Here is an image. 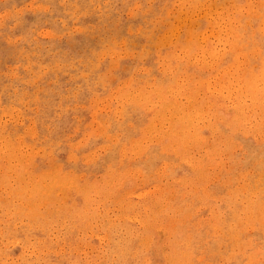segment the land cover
Returning a JSON list of instances; mask_svg holds the SVG:
<instances>
[{"label":"rangeland","instance_id":"374dc122","mask_svg":"<svg viewBox=\"0 0 264 264\" xmlns=\"http://www.w3.org/2000/svg\"><path fill=\"white\" fill-rule=\"evenodd\" d=\"M223 8L229 9V13ZM218 9L219 11H217ZM226 18L232 20L228 22ZM210 20L211 22H209ZM262 21H264V0H0V202H2L0 203V208H2L0 209V216L2 215L0 217V264H122L125 261L126 264H172L174 262V264H179V261L181 264H264V139H261L264 137V124H261L264 121V27L261 29L264 22ZM259 24L262 25L261 28ZM188 26L191 27L190 30L187 28ZM234 32L237 36L234 35ZM188 34H192L195 38L189 37L191 35ZM201 34L205 40L201 37ZM183 37L185 40H183ZM230 39L232 40L230 41ZM231 42L233 44L230 49L227 44L231 45ZM185 45L191 46L185 48ZM225 46L227 51L225 48L223 50ZM180 49L183 51H179ZM257 49H260V52ZM222 52L224 56L221 55ZM235 54L240 57H235ZM235 58H240L241 63ZM169 64L172 65L171 68ZM244 64H246L245 69L243 68ZM236 66H239V68ZM230 69L233 70L230 71ZM241 70H244L245 73ZM220 75H222L221 78ZM207 83L208 85H206ZM157 84L158 86H156ZM139 89L141 90L139 91ZM144 94L146 95L144 96ZM184 95H186V98ZM189 103L191 104L189 105ZM254 106L257 109H254ZM162 107H164V110ZM188 108L190 109L188 110ZM159 109L163 111L159 113ZM204 109L208 112L207 114ZM252 110L254 111L252 112ZM195 112L197 115H194ZM245 113H249L248 116ZM255 113L258 114L255 115ZM214 115L215 117H213ZM159 117L161 121L158 119ZM251 117L257 123L250 119ZM244 118L247 120L245 121ZM154 119L156 120V126L155 123L153 124ZM180 119L181 121H179ZM169 120H172L171 123ZM238 120L239 123H237ZM203 122H208L206 125H211L210 129L206 125L203 126ZM198 124H200V127L196 126ZM247 124L251 126L252 130ZM262 127L263 131L261 130ZM160 128L163 129L160 131L158 130ZM253 128L254 130L259 129L260 134H258V131H254ZM244 129L247 131H243ZM172 130H176L174 134ZM213 130H216L217 134ZM168 131L170 134H168ZM253 131L256 132L254 135ZM191 132L193 133L191 134ZM199 132L202 134H199ZM158 133L162 135L159 136ZM212 133H214V136H212ZM207 136H209L208 140H206ZM146 137L150 138L147 139ZM255 137H259L258 140ZM201 139L204 140V143L201 142ZM189 140L192 141L189 142ZM10 141L12 144H10ZM135 141L136 143H134ZM220 141L226 142L225 145ZM218 142L220 143L218 144ZM75 143L76 145H74ZM188 143L191 144L190 147H188ZM162 145L164 151H162ZM175 145L176 148H173ZM196 146L200 148L195 149ZM203 146L204 149L209 148L208 152L203 149ZM184 148L192 155L186 153ZM218 149L221 151L220 153ZM138 150L143 151L139 153ZM210 151L212 152L210 153ZM190 155L192 157H186ZM207 156L210 157L207 158ZM212 156L215 157L211 158ZM196 158L198 161H203L202 164ZM192 162L196 165H191ZM177 163L178 165H175ZM192 166L196 168L193 170ZM210 170L211 172H208ZM31 171L34 173H30ZM28 172L30 175L27 174ZM22 173H25L28 177ZM40 174H44V178ZM23 178L28 179V183L26 180V183H24ZM69 179H72L73 182ZM112 179H114V182H112ZM45 181L48 184L44 183ZM54 181H58L59 184H54ZM3 182L4 184H2ZM51 182L52 184H50ZM158 183L161 184L162 190H160ZM8 184L12 186V189ZM43 184L46 187L48 185L45 190ZM171 184H173V187ZM39 185L40 187H38ZM183 185L187 186L184 187ZM54 187L58 189L52 190ZM48 188L52 191L47 192ZM88 188H91V190ZM102 189L107 191L104 192ZM144 189H146L145 194L144 191L142 193ZM147 189L149 192H147ZM13 190H18V192ZM82 190L84 191L82 192ZM87 190L89 191L86 193ZM116 190H119L120 195L115 194ZM62 191L66 193V198L65 193ZM38 192L41 195L37 196ZM93 192L95 193L93 194ZM135 192H138L140 196ZM47 193L48 195L44 196ZM24 198L28 199L25 204ZM137 198L139 200H136ZM29 199L33 200L30 201ZM96 199L100 203L102 201L104 205L102 203V205L100 203L97 205ZM104 199L106 200L104 201ZM160 199H163V205H161ZM206 199L207 201H205ZM257 199L260 201L258 202ZM61 200L66 202H61ZM85 201L86 204H84ZM50 202L52 203L50 204ZM92 202L96 203H94V209H92L94 207ZM164 202H166V205ZM14 204L20 206L22 210L26 208V212L23 210L25 214L22 210L20 212V208ZM57 205L58 209L56 208ZM246 205H249L250 208ZM6 207L10 209L7 213L5 211L7 210ZM254 207H257L256 211ZM13 208L14 211H12ZM239 208L243 209L240 210ZM244 208L247 212L252 210L253 214L249 211L251 214L249 215L244 211ZM41 209L44 210L41 212ZM148 209L152 210L151 213ZM36 210L39 212H36ZM47 210L52 214L49 215ZM63 210L64 212H62ZM106 210L109 211L105 212ZM10 211L13 212L12 215L8 214ZM147 211H149L148 214ZM159 211L162 213H159ZM2 212L3 214H1ZM4 212L9 215L8 218H6L7 215ZM186 212L187 214H185ZM31 213L33 217H31ZM40 213L44 214L40 215ZM88 213L89 216H87ZM106 216H109L110 220ZM44 217L48 219L45 220ZM168 218L171 219L168 220ZM19 219L25 220L24 222L27 221L26 224L22 220L21 223ZM60 219H65V221ZM42 221L43 223H41ZM95 221L99 223L97 224ZM100 222L103 223V227ZM237 222L240 224L238 225ZM29 223L33 227H29L30 225H27ZM45 223H48V226ZM90 224L93 226L91 227ZM104 224H106V227ZM109 226L111 228H107ZM219 228L222 232L218 231ZM45 229L46 231H44ZM115 229L116 231H114ZM124 230H128V233ZM137 230L141 232L138 234ZM214 231L217 235L214 234ZM234 232L236 235L238 234L237 237ZM130 233L132 236H129ZM232 233L234 236L230 239ZM229 234L231 235L229 236ZM75 237L78 240L80 238L79 242ZM123 237L127 239L124 240ZM23 238L26 242L21 241ZM119 239H121L123 245ZM115 240H118V242ZM179 241L180 243L181 241L184 242L180 245ZM49 242L50 244H48ZM119 243L125 246L122 248ZM127 245L128 247H126ZM142 245L144 246L141 247ZM241 245L243 246L241 247ZM116 246L121 248L118 249ZM176 246H179V248ZM185 246L192 251L187 250ZM114 248L118 251L117 255ZM109 249H112V251ZM124 249L129 250L130 253L126 251L128 255L125 254ZM138 249L140 250L137 251ZM183 250L185 252L190 251V253H185ZM191 253L192 256L190 257ZM121 254H124V256H121ZM168 255L170 257H167ZM189 257L190 259H187ZM75 259L78 260L74 261ZM140 259L145 262L140 261ZM168 259L170 262L173 260V262L170 263ZM132 261L133 263H131Z\"/></svg>","mask_w":264,"mask_h":264},{"label":"bare ground","instance_id":"6f19581e","mask_svg":"<svg viewBox=\"0 0 264 264\" xmlns=\"http://www.w3.org/2000/svg\"><path fill=\"white\" fill-rule=\"evenodd\" d=\"M243 3H244V2H243ZM245 4H246V3H245ZM251 4H252V3H251ZM259 4H261V3H259ZM231 5H232V4H231ZM233 5H234V4H233ZM236 5H238V4H236ZM242 5H244V4H242ZM249 5H250V4H249ZM252 5H253V4H252ZM252 5H251V6H252ZM251 6H249L250 9H251ZM259 6H260V5H259ZM243 7H244V6H243ZM194 8H195V7H194ZM241 8H242V6L240 7V9H241ZM244 8L246 9V7H244ZM247 8H248V7H247ZM200 9H201V8H200ZM200 9H199V10H200ZM223 9H225V8H223ZM232 9H234V8H232ZM236 9H237V7H236ZM245 9H244V10H245ZM253 9H254V8H253ZM203 10H204V9H203ZM208 10H209V9H208ZM225 10H227V9H225ZM237 10H238V9H237ZM251 10H252V9H251ZM205 11H206V10H205ZM217 11H219V9H218ZM222 11H223V10H222ZM227 11H228V13H229V9H228ZM254 11H255V10H254ZM187 12H188V11H187ZM252 12H253V11H252ZM219 13H220V12H219ZM230 13H231V12H230ZM241 13H242V12H241ZM243 13H244V12H243ZM243 13H242V14H243ZM246 13H247V12H246ZM256 13H257V12H256ZM187 14H188V13H187ZM192 14H193V13H192ZM222 14H223V13H222ZM248 14H249V13H248ZM251 14L253 15V13H251ZM219 15H220V14H219ZM226 15H227V14H226ZM229 15H230V14H229ZM231 15H232V14H231ZM254 15H255V14H254ZM224 16H225V15H224ZM189 17L191 18V16H189ZM229 17H230V16H229ZM179 18H181V17H179ZM182 18H183V17H182ZM218 18H219V17H218ZM220 18H221V17H220ZM224 18H225V17H224ZM230 18H231V17H230ZM186 19H187V18H186ZM188 19H189V18H188ZM215 19H216V18H215ZM221 19H222V18H221ZM221 19H220V20H221ZM226 19H227V18H226ZM223 20H224V19H223ZM230 20H232V19H230ZM230 20L227 19L226 21L229 22ZM233 20H235V19H233ZM226 21H225V22H226ZM187 22H188V21H187ZM209 22H211V20H210ZM236 22H237V21H236ZM247 22H248V21H247ZM262 22H264V21H262ZM176 23H177V22H176ZM176 23H175V26L177 25ZM182 23H183V21H182ZM223 23H224V22H223ZM234 23H235V22H234ZM197 24H198V22H197ZM197 24H196V25H197ZM210 24H211V23H210ZM212 24H213V23H212ZM228 24H229V23H228ZM231 24H232V23H231ZM188 25H190V24L188 23ZM194 25H195V23L193 24V26H194ZM241 25H242V24H241ZM263 25H264V23H263ZM185 26H187V25H185ZM233 26H234V24H233ZM235 26H236V25H235ZM259 26H260V24H259ZM259 26H258V27H259ZM261 26H262V25H261ZM261 26H260V28H261ZM208 27H209V26H208ZM208 27H207V28H208ZM213 27H214V26H213ZM221 27H222V26H221ZM229 27H230V26L228 25V28H229ZM244 27H245V26H244ZM263 27H264V26H262L261 29H263ZM175 28H176V27H175ZM187 28H189V30H190L191 27L188 26ZM205 28H206V27H205ZM166 29H167V28H166ZM166 29H165V30H166ZM168 29H169V28H168ZM172 29L174 30V28H172ZM172 29H170V30H172ZM177 29H178V28H177ZM229 29H230V28H229ZM252 29H253V28H252ZM173 30H172V31H173ZM186 30H187V29H186ZM186 30H185V31H186ZM189 30H188V32H190ZM205 31H206V30H205ZM212 31H215V30H212ZM230 31H231V30H230ZM252 31H253V30H252ZM263 31H264V30H263ZM164 32H165V31H164ZM168 32H169V31H168ZM217 32H218V31H217ZM217 32H216V34H217ZM232 32H233V31H232ZM165 33H166V32H165ZM171 33H174V32H171ZM190 33H191V32H190ZM198 33H199V32H198ZM200 33H203V32H200ZM220 33H221V32H220ZM229 33H230V32H229ZM229 33H228V34H229ZM236 33H237V32H236ZM253 33H254V32H253ZM162 34H163V33H162ZM162 34H161V35H162ZM186 34H187V33H186ZM194 34H195V32H194ZM216 34H215V36H217ZM218 34H219V33H218ZM221 34H222V33H221ZM163 35H165V34H163ZM163 35H162V36H163ZM172 35H174V34H172ZM188 35H191V36H189V37H194V36H192V34H188ZM234 35H236L235 32H234ZM166 36H167V34H166ZM176 36H177V35H176ZM205 36H206V35H205ZM236 36H237V35H236ZM184 37H185V36H184ZM184 37H183V40H185ZM201 37H202V34H201ZM226 37L228 38V35H227ZM229 37H230V36H229ZM239 37H240V36H239ZM161 38H162V37H161ZM167 38H168V37H167ZM171 38H172V37H171ZM194 38H195V37H194ZM194 38H193V39H194ZM196 38H197V37H196ZM202 38H203V37H202ZM206 38H207V36H206ZM219 38H220V37H219ZM219 38H218V39H219ZM221 38H222V37H221ZM223 38H224V37H223ZM231 38H232V36H231ZM186 39H187V37H186ZM191 39H192V38H191ZM200 39H201V38H200ZM203 39H204V38H203ZM203 39H202V40H203ZM164 40H165V36H164ZM169 40H170V39H169ZM194 40L196 41V39H194ZM204 40H205V39H204ZM208 40H209V39H208ZM208 40H207V41H208ZM210 40H213V39H210ZM222 40L224 41V39H222ZM228 40H229V39H228ZM231 40H232V39H230V41H231ZM190 41H191V40H190ZM215 41H216V40H215ZM215 41H214V42H215ZM223 41H222V42H223ZM230 41H229V42H230ZM165 42H166V40H165ZM165 42H164V43H165ZM187 42H188V41H187ZM200 42H201V41H200ZM211 42H212V41H211ZM226 42H228V41L226 40ZM201 43H202V42H201ZM165 44H166V43H165ZM185 44H187V43H185ZM196 44H197V43H196ZM202 44H203V43H202ZM204 44H205V43H204ZM210 44H211V43H210ZM210 44H209V45H210ZM232 44H233L232 42H231V45H230V44H227V45L230 46V47H229L230 49H231ZM246 44H247V43H246ZM158 45H159V43H158ZM158 45L156 44V46H158ZM191 45H192V41H191ZM191 45H188V46H191ZM205 45H206V44H205ZM214 45H215V44H214ZM160 46H161V45H160ZM186 46H187V45H185V48H186ZM188 46H187V48H188ZM198 46H199V45H198ZM236 47H237V46H236ZM181 48H182V47H181ZM202 48H204V46H202ZM202 48H200V49L202 50ZM224 48H225V50H226V46L223 47V50H224ZM229 48H228V50H230ZM240 48H241V47H240ZM255 48H256V47H255ZM170 49H171V48H170ZM176 49H177V48H176ZM196 49H197V48H196ZM236 49H237V48H236ZM181 50H182V49H180L179 51H181ZM186 50H187V49H186ZM215 50H216V48H215ZM254 50H255V49H254ZM257 50H259V52H260V49H257ZM257 50H256V51H257ZM171 51H172V50H171ZM182 51H183V50H182ZM187 51H188V50H187ZM194 51H195V50H194ZM218 51H219V50H218ZM226 51H227V50H226ZM256 51H255V52H256ZM165 52H166V51H165ZM167 52H168V51H167ZM169 52H170V51H169ZM197 52H199V51H197ZM201 52H202V51H201ZM214 52H215V51H214ZM220 52H221V51H220ZM253 52H254V51H253ZM158 53H159V49H158ZM173 53H174V52H173ZM173 53H170V54H173ZM185 53H186V52H185ZM203 53H204V52H203ZM206 53H207V52H206ZM218 53H219V52H218ZM238 53H240V52L238 51ZM186 54H187V53H186ZM213 54H214V53H213ZM250 54H252V53H250ZM200 55H201V54H200ZM221 55H223V52L221 53ZM235 55H236V54H235ZM241 55H242V54H241ZM243 55H244V54H243ZM256 55H257V54H256ZM170 56H171V55H170ZM223 56H224V55H223ZM238 56H239V55H236L235 57H238ZM245 56H246V55H245ZM159 57H160V55H159ZM172 57H173V56H172ZM198 57H199V56H198ZM200 57H201V56H200ZM216 57H217V55H216ZM239 57H240V56H239ZM186 58H187V57H186ZM191 58H192V55H191ZM194 58H195V57H194ZM194 58H193V59H194ZM196 58H197V57H196ZM219 58H220V57H219ZM219 58H218V59H219ZM222 58H223V57H222ZM241 58H242V57H241ZM263 58H264V57H263ZM201 59H202V58H201ZM201 59H200V60H201ZM235 59H236V58H235ZM239 59H240V58H239ZM239 59L237 58L236 60L239 61ZM245 59H246V58H245ZM176 60H177V59H176ZM206 60H207V59H206ZM215 60H216V59H215ZM259 60H260V59H259ZM196 61H197V60H196ZM207 61H208V60H207ZM221 61H222V60H221ZM234 61H235V60H234ZM244 61H246V60H244ZM247 61H248V60H247ZM201 62H202V61H201ZM231 62H232V61H231ZM211 63H212V62H211ZM213 63H214V61H213ZM228 63H229V62H228ZM233 63H235V62H233ZM239 63H241V62L239 61ZM239 63H238V65H239ZM246 63H247V62H246ZM256 63H257V62H256ZM176 64H177V62H176ZM193 64H195V63H193ZM242 64H243V63H242ZM169 65H170V64H169ZM196 65H197V64H196ZM215 65H217V64L215 63ZM245 65H246V64H244V67H243L244 69H245ZM256 65H259V64H256ZM174 66H175V65H174ZM174 66H173V68H174ZM197 66H198V65H197ZM230 66H232V65H230ZM234 66H235V65H234ZM234 66H233V68H234ZM171 67H172V65H170V68H171ZM200 67H201V63H200ZM236 67L239 68V66H236ZM240 67H241V66H240ZM204 68H205V66H204ZM251 68H252V67H251ZM200 69H201V68H200ZM227 69L229 70L228 67H227ZM227 69H226V70H227ZM165 70H166V69H165ZM170 70H171V69H170ZM205 70H206V69H205ZM214 70H215V69H214ZM232 70H233V69H232ZM232 70L230 69V71H232ZM239 70H240V69H239ZM173 71H174V70H173ZM173 71H172V72H173ZM215 71H216V70H215ZM222 71H223V70H222ZM234 71H236V70H234ZM243 71H244V70H243ZM243 71L241 70V72H243ZM237 72L239 73V71H237ZM249 72H250V71H249ZM263 72H264V70H263ZM173 73H174V72H173ZM218 73H219V72H218ZM220 73H222V72L220 71ZM244 73H245V71H244ZM244 73H243V74H244ZM243 74H241V75H243ZM259 74L261 75V73H259ZM235 75H236V74H235ZM235 75H233V76H235ZM170 76H171V75H170ZM221 76H222V75H220V78H221ZM224 76H225V75H224ZM226 76H227V75H226ZM233 76H232V77H233ZM250 76H252V75L250 74ZM261 76H262V75H261ZM153 77H154V76H153ZM209 77H210V76H209ZM209 77H208V78H209ZM232 77H231V78H232ZM263 77H264V76H263ZM191 78H192V77H191ZM235 78H237V77H235ZM239 78H240V74H239ZM241 78H242V77H241ZM250 78H251V77H250ZM257 78H258V77H257ZM200 79H202V78H200ZM205 79H206V78H205ZM209 79H210V78H209ZM232 79H233V78H232ZM188 80H189V79H188ZM188 80H187V81H188ZM220 80H221V79H220ZM235 80H236V79H235ZM258 80H260V79L258 78ZM258 80H257V81H258ZM178 81H179V79H178ZM190 81H191V80H190ZM195 81H196V80H195ZM195 81H194V82H195ZM201 81H203V80H201ZM201 81H200V82H201ZM211 81H212V80H211ZM225 81H227V80H225ZM255 81H256V79H255ZM255 81H254V82H255ZM206 82H207V81H206ZM208 82H209V81H208ZM222 82H223V80H222ZM230 82H231V81H230ZM232 82H233V81H232ZM232 82H231V83H232ZM249 82H251V81H249ZM259 82H260V81H259ZM143 83H144V82H143ZM153 83H155V82H153ZM176 83H177V82H176ZM181 83H182V82H181ZM220 83H221V82H220ZM240 83H241V81H240ZM257 83H258V82H257ZM128 84H129V83H128ZM128 84H127V85H128ZM171 84H172V83H171ZM191 84H192V83H191ZM224 84H225V83H224ZM226 84H227V83H226ZM226 84H225V85H226ZM261 84H262V83H261ZM147 85H148V83H147ZM196 85H198V84H196ZM199 85H200V84H199ZM206 85H208V83H207ZM234 85H235V84H234ZM137 86H138V85H137ZM145 86H146V85H145ZM154 86H155V85H154ZM156 86H158V84H157ZM156 86H155V87H156ZM159 86H160V85H159ZM235 86H236V85H235ZM243 86H244V85H243ZM259 86H260V84H259ZM135 87H136V86H135ZM141 87H142V86H141ZM232 87H233V86H232ZM241 87H242V86H241ZM245 87H247V86H245ZM245 87H244V88H245ZM263 87H264V86H263ZM263 87H261V88H263ZM130 88H131V87H130ZM138 88H139V87H138ZM142 88H143V87H142ZM145 88H146V87H145ZM152 88H153V87H152ZM158 88H160V87H158ZM184 88H186V87H184ZM184 88H183V89H184ZM255 88H256V86H255ZM140 90H141V89H139V91H140ZM152 90H153V89H152ZM165 90H166V88H165ZM208 90H209V89H208ZM215 90H216V89H215ZM225 90H226V89H225ZM239 90H240V88H239ZM248 90H249V89H248ZM253 90H254V89H253ZM263 90H264V89H263ZM144 91H145V90H144ZM148 91H149V90H148ZM183 91H184V90H183ZM194 91H195V90H194ZM200 91H201V90H200ZM233 91H234V90H233ZM156 92H158V91H156ZM188 92H189V91H188ZM215 92H216V91H215ZM249 92H250V90H249ZM255 92H256V90H255ZM158 93H159V92H158ZM172 93H173V91H172ZM174 93H175V92H174ZM184 93H186V92H184ZM198 93H199V91H198ZM225 93H226V92H225ZM123 94H125V93H123ZM142 94H143V93H142ZM148 94H149V93H148ZM196 94H197V93H196ZM200 94H201V93H200ZM235 94H236V93H235ZM259 94H260V92H259ZM134 95H135V93H134ZM137 95H138V94H137ZM145 95H146V94H144V96H145ZM190 95H191V93H190ZM233 95H234V93H233ZM244 95H245V94H244ZM257 95H258V94H257ZM260 95H261V94H260ZM141 96H142V95H141ZM185 96H186V95H184V97H185ZM192 96H193V95H192ZM125 97H126V96H125ZM128 97H129V94H128ZM142 97H143V96H142ZM142 97H141V98H142ZM187 97H188V96H187ZM200 97H201V96H200ZM202 97H203V96H202ZM202 97H201V98H202ZM240 97H241V96H240ZM129 98H130V97H129ZM136 98H137V97H136ZM136 98H135V99H136ZM139 98H140V97H139ZM172 98H173V97H172ZM177 98H178V97H177ZM180 98H181V97H180ZM185 98H186V97H185ZM185 98H184V99H185ZM188 98H189V97H188ZM188 98H187V99H188ZM190 98H192V97H190ZM215 98H216V97H215ZM248 98H249V97H248ZM252 98H253V97H252ZM143 99H144V98H143ZM146 99H147V98H146ZM161 99H162V97H161ZM178 99H179V98H178ZM184 99H182V100H184ZM136 100H138V99H136ZM136 100H135V101H136ZM157 100H158V99H157ZM157 100H156V101H157ZM193 100H194V99H193ZM217 100H218V99H217ZM245 100H247V99H245ZM130 101H131V100H130ZM145 101H146V100H145ZM159 101H160V100H159ZM184 101H185V100H184ZM184 101H183V102H184ZM189 101H191V100L189 99ZM189 101H188V102H189ZM196 101H197V100H196ZM259 101H260V99H259ZM131 102H132V101H131ZM178 102H179V101H178ZM181 102H182V101H181ZM192 102H193V101H192ZM192 102H191V103H192ZM194 102H195V101H194ZM213 102H214V100H213ZM215 102H216V101H215ZM230 102H231V101H230ZM236 102H237V101H236ZM236 102H235V103H236ZM241 102H242V101H241ZM137 103H139V102H137ZM149 103H150V102H149ZM191 103H189V105H190ZM197 103H198V102H197ZM233 103H234V102H233ZM233 103H232V104H233ZM259 103H260V102H259ZM262 103H263V102H262ZM186 104H187V103H186ZM199 104H200V103H199ZM203 104H204V103H203ZM209 104H210V103H209ZM150 105H151V103H150ZM160 105H161V104H160ZM162 105H163V104H162ZM205 105H206V104H205ZM210 105H211V104H210ZM248 105H249V104H248ZM250 105H251V104H250ZM255 105L257 106V104H255ZM201 106H202V105H201ZM258 106H260V105H258ZM142 107H144V106H142ZM151 107H153V106L151 105ZM164 107H165V105H164ZM164 107H162V109H163ZM167 107H168V106H167ZM167 107L165 108V110L167 109ZM179 107H180V106H179ZM192 107H193V106H192ZM204 107L206 108V106H204ZM209 107H210V106H209ZM245 107H246V106H245ZM252 107H253V106H252ZM254 107H255V106H254ZM149 108H150V107H149ZM149 108H147V109H149ZM159 108H160V107H159ZM168 108H169V107H168ZM176 108H177V107H176ZM211 108H212V107H211ZM246 108H247V107H246ZM249 108H250V107H249ZM144 109H145V108H144ZM177 109H178V108H177ZM186 109H187V108H186ZM189 109H190V108H188V110H189ZM206 109H208V108H206ZM252 109H253V108H252ZM254 109H257V108L255 107ZM149 110L151 111V109H149ZM159 110H160V109H159ZM163 110H164V109H163ZM163 110H160L159 113H161V111H163ZM168 110H169V109H168ZM188 110H187V111H188ZM196 110H197V109H196ZM199 110H200V109H199ZM250 110H251V109H250ZM263 110H264V109H263ZM146 111H147V110H146ZM175 111H176V109H175ZM182 111H183V110H182ZM192 111H193V110H192ZM224 111H225V110H224ZM248 111H249V110H248ZM253 111H254V110H252V112H253ZM165 112H166V111H165ZM165 112H164V113H165ZM170 112H171V111H170ZM204 112H206L205 109H204ZM168 113H169V112H168ZM171 113H172V112H171ZM176 113H177V112H176ZM176 113H175V114H176ZM179 113H180V112H179ZM202 113H203V111H202ZM207 113H208V112H206V114H207ZM209 113H210V111H209ZM216 113H217V110H216ZM229 113H230V112H229ZM235 113H236V112H235ZM249 113H250V112H249ZM249 113H248V114H249ZM180 114H181V113H180ZM191 114H192V113H191ZM211 114H212V113H211ZM214 114H215V112H214ZM237 114H238V113H237ZM246 114H247V113H245V115H246ZM248 114H247L246 116H248ZM252 114H253V113H252ZM252 114H251V115H252ZM257 114H258V113H257ZM257 114L255 113V115H257ZM181 115H182V114H181ZM181 115H177V116H181ZM189 115H190V114H189ZM194 115H197L196 112H195ZM194 115H193V117H194ZM199 115H200V114H199ZM154 116H155V115H154ZM168 116L170 117V115H168ZM184 116H185V113H184ZM202 116H203V115H202ZM217 116H219V115L217 114ZM156 117H157V115H156ZM182 117H183V116H182ZM196 117H197V116H196ZM208 117H209V116H208ZM211 117H212V115H211ZM213 117H215V115H214ZM221 117H222V115L220 116V118H221ZM236 117H237V115H236ZM255 117H256V116H255ZM165 118H166V116H165ZM186 118H187V117H186ZM189 118H190V116H189ZM220 118H219V119H220ZM224 118H225V117H224ZM259 118H260V117H259ZM158 119H160V117H159ZM193 119H194V118H193ZM195 119H196V118H195ZM200 119H201V117H200ZM200 119H199V120H200ZM204 119H206V118H204ZM211 119H212V118H211ZM217 119H218V118H217ZM240 119H241V118H240ZM250 119H252V117H251ZM250 119H249V120H250ZM254 119H255V118H254ZM262 119H263V118H262ZM262 119H261V120H262ZM188 120H189V119H188ZM201 120H202V119H201ZM209 120H210V119H209ZM215 120H216V118H215ZM221 120H222V119H221ZM228 120H230V119H228ZM231 120H232V119H231ZM233 120H234V119H233ZM242 120H243V119H242ZM242 120H241V122H242ZM244 120L246 121L247 119L244 118ZM244 120H243V121H244ZM249 120H248V121H249ZM252 120H253V119H252ZM257 120H258V119H257ZM160 121H161V119H160ZM167 121H168V120H167ZM169 121H170V120H169ZM171 121H172V120H171ZM171 121H170V123H171ZM179 121H181V119H180ZM179 121H178V122H179ZM186 121H187V120H186ZM189 121H190V120H189ZM193 121H195V120H193ZM207 121H208V120H207ZM213 121H214V119H213ZM222 121H223V120H222ZM253 121H254V120H253ZM162 122H163V121H162ZM195 122H196V121H195ZM199 122H200V121H199ZM199 122H198V123H199ZM208 122H209V121H208ZM208 122H207V123H208ZM211 122H212V121H211ZM227 122H228V121H227ZM239 122H240V121L238 120L237 123H239ZM254 122H255V121H254ZM259 122H261V121L259 120ZM154 123H155V126H156V120H155V119H154V121H153V124H154ZM176 123H177V122H176ZM180 123H181V122H180ZM188 123H189V122H188ZM201 123H202V122H201ZM203 123H204V122H203ZM207 123H204L203 126H205ZM214 123H215V122H214ZM214 123H213V124H214ZM230 123H231V122H230ZM230 123H229V124H230ZM247 123L249 124V122H247ZM250 123H251V122H250ZM255 123H257V122H255ZM262 123L264 124V121L261 122V124H262ZM157 124H158V123H157ZM168 124H169V122H168ZM209 124H210V123H209ZM209 124H208V125H209ZM215 124H216V123H215ZM227 124H228V123H227ZM245 124H246V123H245ZM248 124H247V125H248ZM263 124H262V125H263ZM181 125H184V124H181ZM185 125H186V124H185ZM192 125H193V124H192ZM234 125H235V123H234ZM236 125H238V124H236ZM242 125H243V124H242ZM262 125H261V126H262ZM149 126H150V125H149ZM149 126H148V127H149ZM157 126H158V125H157ZM166 126H167V125H166ZM172 126H173V124H172ZM196 126H197V127H200V124H198V125H196ZM206 126H207V125H206ZM210 126H211V125H209V126H207V127H209V129H210ZM214 126H215V125H214ZM248 126H250V125H248ZM248 126H247V127H248ZM255 126H256V125H255ZM263 126H264V125H263ZM158 127H160V126H158ZM167 127H168V126H167ZM182 127H183V126H182ZM191 127H192V126H191ZM215 127H216V126H215ZM241 127H242V126H241ZM256 127H257V126H256ZM258 127H259V126H258ZM75 128H76V127H75ZM142 128H143V127H142ZM142 128H140V129L142 130ZM151 128H152V127H151ZM151 128H149V129H151ZM156 128H157V127H156ZM169 128H170V127H169ZM172 128H173V127H172ZM183 128H184V127H183ZM193 128H194V127H193ZM211 128H212V129H216V128H213V127H211ZM250 128H251V126H250ZM146 129H147V128H146ZM161 129H163V128H160V129H158V130L161 131ZM180 129H181V128H180ZM196 129H198V128H196ZM217 129H218V128H217ZM239 129H241V128L239 127ZM239 129H237V130H239ZM147 130H148V129H147ZM147 130H146V131H147ZM153 130H154V129H153ZM168 130H170V129H168ZM178 130H179V129H178ZM187 130H188V128H187ZM189 130H190V128H189ZM193 130H194V129H193ZM193 130H192V131H193ZM198 130H199V129H198ZM201 130H202V129H201ZM218 130H219V129H218ZM251 130H252V128H251ZM253 130H254V128H253ZM261 130L263 131V127L261 128ZM160 131H159V132H160ZM162 131H163V130H162ZM174 131H176V130H174ZM174 131L172 130V133H173V134H174ZM183 131H184V130H183ZM215 131H216V130H215ZM215 131L213 130V132H215ZM243 131H245V129H244ZM243 131H242V132H243ZM246 131H247V130H246ZM246 131H245V132H246ZM254 131H258V134H260V133H259V129L254 130ZM254 131H253V132H254ZM140 132H141V131H140ZM148 132H149V131H148ZM165 132H166V131H165ZM168 132H169V131H168ZM189 132H190V131H189ZM194 132H195V130H194ZM216 132H217V131H216ZM216 132H215V134H217ZM250 132H251V131H250ZM145 133H147V132H145ZM152 133H153V132H152ZM175 133H176V132H175ZM187 133H188V132H187ZM192 133H193V132H191V134H192ZM196 133H198V132L196 131ZM210 133H211V131H210ZM255 133H256V132H254L253 135H254ZM153 134H154V133H153ZM168 134H170V132H169ZM178 134H180V133L178 132ZM199 134H202V133L199 132ZM199 134H197V135H199ZM213 134H214V133H212V136H214ZM243 134H244V133H243ZM262 134H263V133H262ZM142 135H143V134H142ZM150 135H151V134H150ZM155 135H156V133H155ZM158 135H159V133H158ZM160 135H162V134H160ZM160 135H159V136H160ZM166 135H167V134H166ZM176 135H177V134H176ZM187 135H188V134H187ZM204 135H205V134H204ZM222 135H223V134H222ZM18 136H20V135H18ZM138 136H140V135H138ZM169 136H170V135H169ZM182 136H183V135H182ZM185 136H186V135H185ZM199 136H200V135H199ZM246 136H247V135H246ZM150 137H151V136H150ZM150 137H149V138H150ZM165 137H166V136H165ZM189 137H190V136H189ZM196 137H197V136H196ZM204 137L206 138V136H204ZM208 137H209V136H207V139H206V140H208ZM261 137H263V136H261ZM261 137H260V138H261ZM135 138H136V137H135ZM146 138H147V137H146ZM146 138H144V139H146ZM149 138H147V139H149ZM153 138H154V137H153ZM155 138H156V137H155ZM161 138H164V137H161ZM172 138H173V137H172ZM177 138H178V136H177ZM184 138H185V137H184ZM190 138H191V137H190ZM197 138H198V137H197ZM202 138H203V137H202ZM221 138H222V137H221ZM255 138H256V140H258L259 137H255ZM136 139H137V138H136ZM140 139H141V138H140ZM144 139H143V140H144ZM151 139H152V138H151ZM151 139H150V140H151ZM170 139H171V137H170ZM178 139H179V138H178ZM182 139H183V138H182ZM193 139H194V137H193ZM209 139H210V138H209ZM261 139L263 140L264 137L261 138ZM133 140H135V139H133ZM133 140H132V142H133ZM159 140H161V139H159ZM179 140H180V139H179ZM179 140H178V141H179ZM183 140H184V139H183ZM186 140H187V139H186ZM194 140H195V139H194ZM201 140H202V139H201ZM217 140H219V139H217ZM222 140H223V139H222ZM174 141H175V140H174ZM190 141H192V140H189V142H190ZM224 141H225V139H224ZM263 141H264V140H263ZM129 142H130V141H129ZM142 142H144V141H142ZM145 142H146V141H145ZM169 142H170V141H169ZM201 142L204 143V140H202ZM206 142H207V141H206ZM220 142H221V141H220ZM220 142H218V144H219ZM222 142H223V141H222ZM222 142H221V143H222ZM13 143H14V142H13ZM134 143H136V141H135ZM134 143H133V144H134ZM140 143H141V142H140ZM151 143H152V142H151ZM167 143H168V142H167ZM171 143H172V142H171ZM175 143L177 144V142H175ZM178 143H179V142H178ZM216 143H217V142H216ZM225 143H226V142H225ZM225 143L223 142L224 145H225ZM10 144H12L11 141H10ZM129 144H130V143H129ZM131 144H132V143H131ZM133 144H132V145H133ZM168 144H170V143H168ZM184 144H185V143H184ZM194 144H195V141H194ZM199 144H200V142H199ZM206 144H208V143H206ZM206 144H205V145H206ZM74 145H76V143H75ZM74 145H72V146H74ZM78 145H79V144H78ZM123 145H124V144H123ZM135 145H136V144H135ZM145 145H146V144H145ZM164 145H165V144H164ZM186 145H187V143H186ZM189 145H191V144L188 143V147H190ZM192 145H193V143H192ZM195 145H196V144H195ZM200 145H201V144H200ZM11 146H12V145H11ZM138 146H139V145H138ZM173 146H174V143H173ZM212 146H213V144H212ZM222 146H223V145H222ZM222 146H221V147H222ZM123 147H124V146H123ZM136 147H137V146H136ZM145 147H146V146H145ZM147 147H148V146H147ZM147 147H146V148H147ZM161 147H162V151H164V150H163V147H164V146L162 145ZM165 147H166V146H165ZM178 147H179V146H178ZM181 147H183V146L181 145ZM184 147H185V145H184ZM192 147H193V146H192ZM140 148H141V145H140ZM173 148H176V145H175V147H173ZM186 148H187V147H186ZM186 148H184L185 151H186ZM196 148L199 149L200 147L198 148V147L196 146L195 149H196ZM201 148H202V147H201ZM204 148H205V147L203 146V149H204ZM210 148H211V147H210ZM214 148L216 149V146H215ZM214 148H213V149H214ZM228 148H229V147H228ZM72 149H73V147H72ZM141 149H142V148H141ZM164 149H165V148H164ZM184 149H183V150H184ZM188 149H189V148H188ZM191 149H192V148H191ZM191 149H190V150H191ZM193 149H194V148H193ZM215 149H214V150H215ZM9 150H10V148H9ZM70 150H71V149H70ZM131 150H133V149H131ZM136 150H137V149H136ZM143 150H144V149H143ZM143 150H140V151L142 152ZM178 150H179V149H178ZM181 150H182V149H181ZM181 150H180V151H181ZM204 150L207 151V150H209V148L204 149ZM71 151H72V150H71ZM124 151H125V150H124ZM140 151L138 150L137 152L140 153ZM169 151H170V150H169ZM169 151H168V152H169ZM172 151H173V150H172ZM176 151H177V150H176ZM176 151H174V152H176ZM192 151H193V150H192ZM192 151H191V152H192ZM195 151H196V150H195ZM195 151H194V152H195ZM199 151H200V150H199ZM202 151H203V150H202ZM202 151H201V152H202ZM206 151H205V152H206ZM212 151H213V150H212ZM212 151H210V153H211ZM218 151H219V153L221 152L219 149H218ZM82 152H83V151H82ZM133 152H134V151H133ZM135 152H136V151H135ZM187 152H188V150L186 151V153H187ZM196 152H197V151H196ZM207 152H208V151H207ZM207 152L205 153L206 155H207ZM214 152H215V151H214ZM214 152H213V153H214ZM73 153H74V152H73ZM181 153H182V152H181ZM184 153H185V152H184ZM188 153H189V152H188ZM137 154H138V153H137ZM175 154H178V153H175ZM189 154H191V153H189ZM196 154H197V153H196ZM201 154H202V153H201ZM203 154H204V152H203ZM203 154H202V155H203ZM185 155H186V154H185ZM191 155H192V154H191ZM191 155H190V156H186V157H189V158H190V157H192ZM199 155H200V152H199ZM208 155H209V154H208ZM214 155H215V154H214ZM217 155H218V154H217ZM70 156H71V155H70ZM182 156H183V154H182ZM194 156H196V155L194 154ZM183 157H184V156H183ZM196 157H197V156H196ZM200 157H201V156H200ZM208 157H210V156H207V158H208ZM213 157H215V156H212L211 158H213ZM76 158H77V157H76ZM81 158H82V157H81ZM189 158H188V160H189ZM201 158H202V157H201ZM201 158H200V160H201ZM73 159H74V157H73ZM180 159H182V158H180ZM193 159H194V158H193ZM196 159H197V158H196ZM196 159H195V160H196ZM215 159H217V158H215ZM185 160H186V159H185ZM202 160H203V159H202ZM209 160H210V159H209ZM209 160H207V162H208ZM190 161H191V160H190ZM190 161H189V162H190ZM192 161H193V160H192ZM197 161H198V159H197ZM197 161H196V162H197ZM216 161H217V160H216ZM187 162H188V161H187ZM198 162H201V161H198ZM202 162H203V161H202ZM202 162H201V164H202ZM11 163H12V162H11ZM194 163H195V162H194ZM205 163H206V162H205ZM208 163H210V162H208ZM214 163H215V162H214ZM171 164H172V163H171ZM192 164H193V162L191 163V165H192ZM197 164H198V163H197ZM206 164H207V163H206ZM210 164H211V163H210ZM175 165H178V163L175 164ZM195 165H196V164H193V166H195ZM207 165H208V164H207ZM14 166H15V165H14ZM22 166H24V165H22ZM193 166H192V167H193ZM20 167H21V166H20ZM20 167H18V168H20ZM197 167H198V166H197ZM199 167H201V166H199ZM204 167H205V165H204ZM206 167L208 168V166H206ZM209 167H210V166H209ZM213 167H214V166H213ZM12 168H13V167H12ZM14 168H15V167H14ZM18 168H17V169H18ZM27 168H28V167H27ZM195 168H196V167H195ZM195 168L193 167V170H194ZM207 168H206V169H207ZM17 169H16V170H17ZM22 169H23V168H22ZM107 169L109 170V168H107ZM210 169H211V168H210ZM13 170H14V169H13ZM13 170H12V171H13ZM25 170H27V169L25 168ZM202 170H203V169H202ZM20 171H21V170H20ZM20 171H18V172H20ZM37 171H38V170H37ZM53 171H54V170H53ZM60 171H61V170H60ZM73 171H74V170H73ZM113 171H114V169H113ZM23 172H24V171H23ZM32 172H33V171H31L30 173H32ZM46 172H47V170H46ZM46 172H45V174H46ZM48 172H49V171H48ZM51 172H52V171H51ZM55 172H56V171H55ZM70 172H71V171H70ZM109 172H111V171H109ZM109 172H107V173L109 174ZM158 172H159V171H158ZM163 172H164V171H163ZM208 172H211V170L208 171ZM11 173H13V172H11ZM11 173H10V175H11ZM33 173H34V172H33ZM38 173H39V172H38ZM49 173H50V172H49ZM56 173H57V172H56ZM72 173H73V172H72ZM107 173H106V175H107ZM112 173H113V172H112ZM118 173H119V172H118ZM118 173H117V174H118ZM159 173H160V172H159ZM167 173H168V172H167ZM200 173H202V172H200ZM14 174H15V173H14ZM14 174H13V175H14ZM20 174H21V173H20ZM20 174H18V175H20ZM22 174H23V173H22ZM27 174H29V172H28ZM47 174H48V173H47ZM50 174H51V173H50ZM53 174H54V173H53ZM114 174H115V173H114ZM160 174H161V173H160ZM162 174H163V173H162ZM184 174H185V173H184ZM193 174H195V173H193ZM203 174H204V173H203ZM15 175L17 176V174H15ZM23 175H25V173H24ZM29 175H30V174H29ZM40 175H42V174H40ZM43 175H44V174H43ZM43 175H42V177H43ZM57 175H58V174H57ZM62 175H64V174L62 173ZM110 175H111V174H110ZM163 175H164V174H163ZM199 175H202V174H199ZM206 175H207V174H206ZM4 176H5V175H4ZM21 176H22V175H21ZM25 176H26V175H25ZM45 176H46V175H45ZM55 176H56V175H55ZM66 176H67V175H66ZM121 176H123V175H121ZM184 176H185V175H184ZM189 176H190V174H189ZM189 176H188V177H189ZM191 176H192V175H191ZM5 177H7V176H5ZM23 177H24V176H23ZM26 177H28V176H26ZM39 177H40V176H39ZM64 177H65V176H64ZM64 177H63V178H64ZM68 177H69V176H68ZM103 177H104V175H103ZM118 177H120V176L118 175ZM170 177H171V176H170ZM173 177H174V176H173ZM195 177H196V176H195ZM199 177H200V176H199ZM14 178H15V177H14ZM18 178H20V177H18ZM18 178H17V179H18ZM32 178H33V177H32ZM32 178H31V179H32ZM43 178H44V177H43ZM53 178H54V177H53ZM71 178H72V177H71ZM113 178H114V177H113ZM175 178H177V177H175ZM186 178H187V175H186V177H185V180H186ZM190 178H191V177H190ZM190 178H189V179H190ZM200 178H201V177H200ZM20 179H21V178H20ZM23 179H24L23 182L26 183V182H25L26 179H25V178H23ZM38 179H39V178H38ZM40 179H41V177H40ZM65 179H66V177H65ZM73 179H75V178H73ZM115 179H116V178H115ZM166 179H167V177H166ZM173 179H174V178H173ZM189 179H188V180H189ZM197 179H198V178H197ZM203 179H205V178H203ZM243 179H244V178H243ZM3 180H5V179H3ZM6 180H7V179H6ZM14 180H16V179H14ZM27 180H28V179H27ZM27 180H26V181H27ZM53 180H54V179H53ZM55 180H58V179H55ZM62 180H64V179H62ZM69 180H70V179H69ZM71 180H72V179H71ZM71 180H70V181H71ZM78 180H79V179H78ZM104 180H105V179H104ZM112 180H113L112 182H114V179H112ZM123 180H124V179H123ZM123 180H121V181H123ZM167 180H168V179H167ZM167 180H166V181H167ZM171 180H172V178H171ZM180 180H181V178H180ZM1 181H2V180H1ZM18 181H19V180H18ZM29 181H30V180H29ZM46 181H47V179H46ZM46 181H45L44 183H47ZM65 181H66V180H65ZM67 181H68V178H67ZM86 181H87V180H86ZM101 181H103V180H101ZM115 181H116V180H115ZM205 181H206V180H205ZM210 181H211V180H210ZM5 182H6V181H5ZM30 182H31V181H30ZM48 182H49V180H48ZM61 182H62V181H61ZM72 182H73V180H72ZM107 182H108V181H107ZM112 182H111V183H112ZM117 182H118V181H117ZM170 182H172V181H170ZM180 182H181V181H180ZM12 183H13V181H12ZM14 183H15V182H14ZM27 183H28V181H27ZM42 183H43V182H42ZM55 183H56V185L59 184L58 181H57V182L54 181V184H55ZM57 183H58V184H57ZM104 183H106V182H104ZM111 183H110V184H111ZM160 183H161V182H160ZM168 183H169V182H168ZM182 183H183V182H182ZM188 183H189V182H188ZM190 183H192V182H190ZM2 184H4V182H3ZM33 184H35V183L33 182ZM38 184H40V183L38 182ZM47 184H48V183H47ZM47 184H46V185H47ZM50 184H52V182H51ZM50 184H49V185H50ZM54 184H53V185H54ZM74 184H76V183H74ZM77 184H79V183L77 182ZM80 184H81V183H80ZM94 184H96V183L94 182ZM119 184H120V183H119ZM169 184H170V183H169ZM185 184H186V183H185ZM203 184H204V183H203ZM225 184H226V183H225ZM8 185H9V184H8ZM17 185H18V184H17ZM22 185H23V184H22ZM31 185H32V184H31ZM88 185H89V184H88ZM90 185H91V183H90ZM90 185H89V186H90ZM113 185H114V183H113ZM117 185H118V184H117ZM158 185H159V183H158ZM160 185H161V184H160ZM160 185H159V187H160L161 189H160V188H159V189L162 190V187H161ZM162 185H163V184H162ZM172 185H173V184H171V186H172ZM6 186H7V184H6ZM25 186H26V185H25ZM29 186H30V185H29ZM34 186H35V185H34ZM36 186H37V185H36ZM41 186H42V185H41ZM43 186H45V184H43ZM54 186H55V185H54ZM64 186L66 187V185H64ZM78 186H79V185H78ZM78 186H77V187H78ZM82 186H84V185H82ZM82 186H81V188H82ZM89 186H88V187H89ZM95 186H96V185H95ZM99 186H100V185H99ZM105 186H107V185H105ZM109 186H110V185H109ZM109 186H108V187H109ZM166 186H167V185H166ZM183 186H184V185H183ZM185 186H187V185H185ZM185 186H184V187H185ZM204 186H205V184H204ZM241 186H243V185H241ZM3 187H4V186H3ZM9 187H11V189H12V186L9 185ZM9 187H8V188H9ZM20 187H21V184H20ZM27 187H28V186H27ZM38 187H40V185H39ZM47 187H48V185H47ZM47 187L45 186L44 190H45ZM50 187H51V186H50ZM52 187H53V186H52ZM57 187H58V186H57ZM57 187H56V188H57ZM59 187H60V185H59ZM90 187H91V186H90ZM96 187H97V186H96ZM111 187H112V186H111ZM115 187H120V186H115ZM115 187H114V188H115ZM121 187H122V186H121ZM172 187H173V186H172ZM172 187H171V188H172ZM192 187H193V185H192ZM6 188H7V187H6ZM8 188H7V189H8ZM13 188H14V187H13ZM29 188H30V187H29ZM56 188L54 187L52 190H54V189L56 190ZM61 188H62V186H61ZM61 188H59V189H61ZM71 188H72V187H71ZM85 188H87V187H85ZM104 188H105V187H104ZM106 188H107V187H106ZM114 188H113V189H114ZM157 188H158V187H157ZM194 188H195V187H194ZM260 188H261V187H260ZM3 189H4V188H3ZM3 189H2V190H3ZM7 189H6V190H7ZM16 189H17V188H16ZM18 189H19V188H18ZM33 189H34V187L32 188V190H33ZM57 189H58V188H57ZM78 189L80 190V186H79ZM88 189H89V188H88ZM108 189H109V188H108ZM116 189H117V188H116ZM130 189H131V188H130ZM185 189H186V188H185ZM191 189H192V188H191ZM19 190H20V189H19ZM32 190H30V192H32ZM44 190H43V191H44ZM49 190H50V192L52 191L51 189L48 188V191H47V192H49ZM72 190H73V189H72ZM84 190H85V189H84ZM84 190H82V192H83ZM89 190H91V188H90ZM89 190H87L86 193H87ZM94 190H95V189H94ZM98 190H99V189H98ZM102 190H103V189H102ZM109 190H110V189H109ZM111 190H112V189H111ZM145 190H146V189L142 190V193H143V191H144V194H145ZM147 190H148V189H147ZM153 190H155V189H153ZM163 190H164V189H163ZM203 190H204V189H203ZM4 191H5V189H4ZM7 191H8V190H7ZM13 191H15V190H13ZM16 191L18 192V190H16ZM16 191H15V192H16ZM43 191L41 192L42 194H43ZM58 191H59V190H58ZM65 191H66V190H65ZM76 191H77V190H76ZM92 191H93V190H92ZM92 191H91V192H92ZM95 191H97V190H95ZM103 191H104V190H103ZM106 191H107V190H106ZM106 191H104V192H106ZM112 191H114V190H112ZM118 191H119V190H118ZM118 191L116 190L115 194L117 193V195H120V194L118 193ZM124 191H125V190H124ZM127 191H128V190H127ZM129 191H130V190H129ZM150 191H151V190H150ZM156 191H157V190H156ZM158 191H159V190H158ZM183 191H184V190H183ZM193 191H194V190H193ZM204 191H205V190H204ZM245 191H246V190H245ZM10 192H11V191H10ZM21 192H22V191H21ZM21 192H19V193H21ZM26 192H27V191H26ZM33 192H34V191H33ZM60 192H61V190H60ZM62 192H64V191H62ZM77 192H79V191H77ZM97 192H99V191H97ZM97 192H96V193H97ZM139 192H140V191H139ZM147 192H149V190H148ZM152 192H153V191H152ZM162 192H163V191H162ZM168 192H170V191L168 190ZM172 192H173V191H172ZM11 193H12V192H11ZM38 193H39V192H38ZM64 193H65V192H64ZM94 193H95V192H93V194H94ZM99 193H100V192H99ZM99 193H98V194H99ZM110 193H111V192H110ZM110 193H109V194H110ZM135 193H137V195H139L138 192H135ZM157 193H158V192H157ZM159 193H161V192H159ZM192 193H193V192H192ZM204 193H205V192H204ZM31 194H32V193H31ZM31 194H30V196H31ZM51 194L53 195V193H51ZM82 194H83V193H82ZM82 194H81V195H82ZM101 194H102V193H101ZM106 194H108V193H106ZM129 194H130V193H129ZM131 194H133V193H131ZM187 194H188V193H187ZM238 194H239V193H238ZM255 194H256V193H255ZM10 195H11V194H10ZM28 195H29V194H28ZM28 195H26V196H28ZM38 195H41V194L39 193V194H37V196H38ZM46 195H48V193L45 194L44 196H46ZM57 195L60 196V194H58V193H57ZM63 195H64V194H63ZM84 195H85V194H84ZM104 195H105V194H104ZM112 195H113V194H112ZM141 195H142V194H141ZM167 195H169V194H167ZM171 195H172V194H171ZM184 195H185V194H184ZM184 195H183V196H184ZM208 195H209V194H208ZM252 195H253V194H252ZM16 196H17V195H16ZM22 196H23V195H22ZM49 196H50V195H49ZM102 196H103V195H102ZM110 196H111V195H110ZM122 196H124V195H122ZM127 196H128V195H127ZM139 196H140V195H139ZM155 196H156V195H155ZM169 196H170V195H169ZM169 196H167V197H169ZM172 196H173V195H172ZM8 197H10V196H8ZM13 197H14V196H13ZM20 197H21V196H20ZM24 197H25V196H24ZM40 197H41V196H40ZM40 197H39V199H40ZM91 197H92V193H91ZM105 197H106V196H105ZM116 197H117V196H116ZM119 197H120V196H119ZM119 197H117V198H119ZM141 197H142V196H141ZM167 197L165 198L166 200H167ZM254 197H255V199H256V196H255V195H254ZM2 198H3V197H2ZM18 198H19V196H18ZM29 198H30V197H29ZM36 198L38 199V197H36ZM36 198H33V199L35 200ZM42 198H43V196H42ZM51 198H52V197H51ZM65 198H66V193H65ZM95 198H96V197H95ZM97 198H98V197H97ZM107 198H108V196H107ZM117 198H116V199H117ZM120 198H121V197H120ZM138 198H139V197H138ZM138 198H137L136 200H139ZM162 198H163V197H162ZM172 198H173V197H172ZM197 198H198V196H197ZM237 198H238V197H237ZM8 199H11V198H8ZM24 199H25V198H24ZM33 199H32V200H33ZM37 199H36V200H37ZM44 199H46V198H44ZM48 199H49V198H48ZM48 199H47V200H48ZM54 199H55V196H54ZM54 199H53V200H54ZM98 199H99V198H98ZM100 199H102V198H100ZM156 199H157V198H156ZM21 200H22V199H21ZM26 200H28V199H25L24 204L26 203ZM29 200H30V199H29ZM32 200H30V201H32ZM47 200H46V202H47ZM49 200H51V199H49ZM58 200H59V199H58ZM62 200H63V199H62ZM62 200H61V202H64V203L66 202V201H62ZM73 200H74V199H73ZM96 200H97V199H96ZM105 200H106V199H104V201H105ZM124 200L126 201V198H125ZM124 200H123V202H124ZM127 200H128V198H127ZM131 200H132V199H131ZM141 200H142V199H141ZM160 200H161V199H160ZM162 200H163V199H162ZM162 200H161V205H163V204H162ZM241 200H242V199H241ZM241 200H240V201H241ZM4 201H5V200H4ZM7 201H9V200H7ZM19 201H20V200H19ZM22 201H23V200H22ZM82 201H83V200H82ZM94 201H95V200H94ZM107 201H108V200H107ZM143 201H145V200H143ZM205 201H207V199H206ZM236 201H237V200H236ZM236 201H235V202H236ZM257 201L259 202L260 200L257 199ZM46 202H45V203H46ZM56 202H58V201L56 200ZM141 202H142V201H141ZM141 202H140V203H141ZM168 202H169V201H168ZM250 202H251V201H250ZM250 202H249V203H250ZM0 203H2V202H0ZM6 203H7V202H6ZM12 203H13V202H12ZM14 203H15V200H14ZM28 203H31V202H28ZM45 203H44V204H45ZM51 203H52V202H50V204H51ZM89 203H90V202H89ZM92 203L94 204L95 202H92ZM97 203H98L97 205H99L100 202H98V200H97ZM101 203L103 204L102 201H101ZM101 203H100V204H101ZM104 203H105V202H104ZM120 203H121V202H120ZM127 203H128V202H127ZM138 203H139V202H138ZM146 203H147V202H146ZM164 203H165V205H166V202H164ZM240 203H241V202H240ZM252 203H253V202H252ZM3 204H5V203H3ZM10 204H11V203H10ZM56 204H57V203H56ZM60 204H61V203H60ZM70 204H72V203H70ZM84 204H86V201L84 202ZM87 204H88V203H87ZM95 204H96V203H95ZM95 204H94V207H93L92 209L95 208ZM102 204H101V205H102ZM118 204H119V201H118ZM122 204H123V203H122ZM124 204H125V202H124ZM124 204H123V205H124ZM135 204H136V203H135ZM142 204H143V203H142ZM147 204H148V203H147ZM171 204H172V203H171ZM245 204H246V203H245ZM247 204H248V201H247ZM5 205H6V204H5ZM5 205H4V206H5ZM14 205H15V204H14ZM20 205H21V204H20ZM28 205H29V204H28ZM28 205H26V206H28ZM40 205H41V203H40ZM66 205H67V204H66ZM103 205H104V204H103ZM106 205H107V204H106ZM108 205H109V204H108ZM165 205H164V206H165ZM8 206H9V205H8ZM11 206H12V204H11ZM11 206H10V207H11ZM15 206H16V205H15ZM29 206H30V205H29ZM29 206H28V207H29ZM32 206H33V205H32ZM34 206H35V205H34ZM41 206H42V205H41ZM63 206H64V205H63ZM63 206H62V207H63ZM88 206H89V204H88ZM125 206H126V204H125ZM148 206H149V205H148ZM202 206H204V205H202ZM246 206H249V205H246ZM16 207H18V206H16ZM21 207H22V206H21ZM43 207H44V206H43ZM47 207H48V206H47ZM54 207H56V206H54ZM60 207H61V206H60ZM75 207H76V205H75ZM105 207H106V206H105ZM105 207H103V208H105ZM107 207L109 208V206H107ZM111 207H112V206H111ZM146 207H147V206H146ZM146 207H145V208H146ZM155 207H156V206H155ZM243 207H244V206H243ZM6 208H7V207H6ZM6 208H5V209H6ZM18 208H20V206H19ZM30 208H31V207H30ZM45 208H46V207H45ZM45 208H44V209H45ZM51 208H53V207H51ZM56 208H57V209L59 208L58 205H57ZM87 208H88V207H87ZM87 208H86V209H87ZM108 208H107V209H108ZM135 208H136V207H135ZM135 208H134V209H135ZM145 208H144V209H145ZM147 208H148V207H147ZM149 208H150V207H149ZM210 208H211V205H210ZM234 208H235V207H234ZM246 208H247V207H246ZM249 208H250V206H249ZM254 208H255V211H256V210H257V209H256L257 207H254ZM0 209H2V208H0ZM8 209H9V207L7 208V210H5L6 213H7ZM25 209H26V208H25ZM25 209H23V210L25 211ZM32 209H33V208H32ZM44 209H43V210H44ZM57 209H56V210H57ZM67 209H68V208H67ZM72 209H73V207L71 208V211H72ZM75 209H76V208H75ZM75 209H74V210H75ZM81 209H82V208H81ZM98 209H99V208H98ZM110 209H111V208H110ZM163 209H164V208H163ZM232 209H233V208H232ZM239 209H240V208H239ZM241 209H243V208H241ZM241 209H240V210H241ZM259 209H260V208H259ZM9 210H10V209H9ZM15 210H16V209H15ZM21 210H22V208H20V212H21ZM23 210H22V211H23ZM27 210H28V209H27ZM43 210L41 209V212H42ZM56 210H55V211H56ZM74 210H73V212H76V211H74ZM82 210L84 211V209H82ZM130 210H131V209H130ZM146 210H147V209H146ZM148 210H149V209H148ZM167 210H168V209H167ZM12 211H14V208L12 209ZM24 211H23V212H24ZM47 211H48V210H47ZM47 211H46V212H47ZM50 211L52 212L53 210H50ZM65 211L67 212V210H65ZM100 211H101V210H100ZM103 211H104V210H103ZM107 211H109V210H106L105 212H107ZM110 211H111V210H110ZM136 211H137V210H136ZM149 211H150V210H149ZM149 211H147L146 213L148 214ZM151 211H152V210H151ZM151 211H150V213H151ZM237 211H238V210H237ZM242 211H243V210H242ZM244 211H246L245 208H244ZM244 211H243V212H244ZM249 211H251V213H252V210H249ZM249 211H248V212L246 211V212H247L249 215H251V214L249 213ZM260 211H262V210L260 209ZM8 212H9V211H8ZM16 212H17V211H16ZM25 212H26V211H25ZM25 212H24V214H25ZM36 212H39V211L36 210ZM48 212H49V211H48ZM56 212H57V211H56ZM58 212H59V211H58ZM62 212H64V210H63ZM66 212H65V213H66ZM86 212H87V211H86ZM101 212H102V211H101ZM101 212H100V213H101ZM160 212H161V211H159V213H160ZM164 212H166V211L164 210ZM164 212H163V213H164ZM221 212H222V211H221ZM234 212H235V211H234ZM234 212H233V213H234ZM239 212H240V211H239ZM246 212H245V213H246ZM262 212H263V211H262ZM4 213H5V212H4ZM6 213H5V215H7ZM11 213L13 214V212H11V211H10V213H8V214H11ZM18 213H19V212H18ZM33 213H34V212H33ZM76 213H77V212H76ZM84 213H85V212H84ZM95 213H96V212H95ZM142 213H143V211H142ZM161 213H162V212H161ZM169 213H170V212H169ZM169 213H168V214H169ZM240 213H241V212H240ZM240 213H239V214H240ZM1 214H3V212H2ZM12 214H11V215H12ZM15 214H17V213H15ZM19 214H20V213H19ZM19 214H18V215H19ZM31 214H32V213H31ZM43 214H44V213H43ZM43 214L40 213V215H43ZM50 214H52V213L49 212V215H50ZM60 214H61V213H60ZM147 214H146V215H147ZM166 214H167V213H166ZM166 214H165V215H166ZM185 214H187V212H186ZM239 214H238V215H239ZM252 214H253V213H252ZM261 214H262V213H261ZM261 214H260V215H261ZM20 215H21V214H20ZM20 215H19V216H20ZM35 215H36V213H35ZM35 215H34V216H35ZM38 215H39V214H38ZM45 215H46V214H45ZM54 215H55V214H54ZM54 215H52V216H54ZM57 215H58V214H57ZM57 215H56V216H57ZM63 215H68V214H63ZM71 215H72V214H71ZM71 215H70V217H71ZM143 215H145V214L143 213ZM210 215H211V214H210ZM243 215H244V214H243ZM262 215H263V214H262ZM1 216H2V215H1ZM1 216H0V217H1ZM52 216H49V217H52ZM87 216H89V213H88ZM166 216H167V215H166ZM190 216H191V214H190ZM190 216H189V217H190ZM212 216H213V215H212ZM220 216H221V215H220ZM220 216H219V217H220ZM246 216H248V215H246ZM8 217H9V215L6 216V218H8ZM23 217H25V216H23ZM28 217H29V218L33 217V214H32L31 217H30V216H28ZM37 217H38V216H37ZM41 217H42V216H41ZM46 217H47V216H46ZM58 217H59V216H58ZM66 217H67V216H66ZM96 217H97V216H96ZM99 217H100V216H99ZM101 217H102V216H101ZM104 217H105V216H104ZM104 217H103V218H104ZM106 217H107V216H106ZM108 217H109V216H108ZM108 217H107V218H108ZM147 217H148V216H147ZM159 217H160V216H159ZM163 217H164V216H163ZM170 217H171V216H170ZM235 217H236V215H235ZM253 217H254V216H253ZM4 218H5V217H4ZM6 218H5V219H6ZM11 218H12V217H11ZM13 218H14V217H13ZM15 218H16V216H15ZM19 218H20V217H19ZM21 218H22V217H21ZM44 218H45V217H44ZM63 218H64V217H63ZM83 218H84V217H83ZM83 218H82V219H83ZM126 218H128V217H126ZM129 218H130V217H129ZM135 218H137V217H135ZM152 218H153V217H152ZM173 218H174V216H173ZM211 218H212V217H211ZM213 218H214V216H213ZM215 218H216V217H215ZM243 218H244V217H243ZM243 218H242V219H243ZM245 218H246V217H245ZM245 218H244V219H245ZM249 218H251V217L249 216ZM254 218H255V217H254ZM259 218H260V216H259ZM27 219H28V218H27ZM46 219H48V218H45V220H46ZM69 219H70V218H69ZM72 219H73V218H72ZM72 219H71V220H72ZM74 219H75V218H74ZM78 219H79V218H78ZM78 219H77V220H78ZM91 219H93V218H91ZM98 219H99V218H98ZM104 219H106V218H104ZM108 219H109V218H108ZM146 219H147V218H146ZM169 219H171V218H168V220H169ZM176 219H177V218H176ZM208 219H209V218H208ZM239 219H240V218H239ZM19 220H20V219H19ZM21 220H22V219H21ZM21 220H20V222L22 223L23 220H22V221H21ZM35 220H36V222H37L36 217H35ZM38 220H40V218H38ZM42 220H43V219H42ZM60 220H61V219H60ZM67 220H68V219H67ZM67 220H66V221H67ZM77 220H73V221H77ZM109 220H110V219H109ZM111 220H112V219H111ZM143 220H144V218H143ZM156 220H157V218H156ZM162 220H163V218H162ZM173 220H174V219H173ZM255 220H256V219H255ZM258 220H259V219H258ZM24 221H25V220H24ZM24 221H23V223L26 224L27 221H26V222H24ZM40 221H41V220H40ZM57 221H58V220H57ZM61 221H65V219H62ZM86 221H87V220H86ZM96 221H97V219H96ZM96 221H95V222H96ZM99 221H100V220H99ZM106 221H107V220H106ZM220 221H222V220H220ZM232 221H233V220H232ZM253 221H254V220H253ZM261 221H262V220H261ZM261 221H260V223H261ZM263 221H264V220H263ZM30 222H31V221H30ZM33 222H34V221H33ZM48 222H49V221H48ZM58 222H59V221H58ZM91 222H92V221H91ZM102 222H103V221H102ZM111 222H112V221H111ZM170 222H171V221H170ZM210 222H211V219H210ZM233 222H235V221H233ZM243 222H245V221H243ZM248 222H249V221H248ZM41 223H43V221H42ZM50 223H52V222H50ZM59 223H61V222H59ZM89 223H90V221L88 222V224H89ZM93 223H94V222H93ZM96 223H97V222H96ZM98 223H99V222H98ZM98 223H97V224H98ZM100 223H101V222H100ZM103 223H104V222H103ZM103 223H101V226H102ZM108 223H110V222L108 221ZM108 223H106V224L108 225ZM119 223H120V222H119ZM161 223H162V221H161ZM229 223L231 224V222H229ZM250 223H251V222H250ZM14 224H15V222H14ZM30 224H31V223H29V224H27V225H30ZM32 224H33V223H32ZM34 224H35V223H34ZM36 224H37V223H36ZM38 224H39V222H38ZM45 224H46V223H45ZM47 224H48V223H47ZM47 224H46V225H47ZM74 224H75V223H74ZM82 224H83V223H82ZM84 224H86V223H84ZM106 224H104V226H105ZM110 224H111V223H110ZM154 224H155V223H154ZM171 224H172V222H171ZM232 224H233V223H232ZM234 224H235V223H234ZM234 224H233V225H234ZM237 224H238V222H237ZM239 224H240V223H239ZM239 224H238V225H239ZM243 224H244V223H243ZM16 225H17V224H16ZM53 225H55V224H53ZM57 225H58V223H57ZM75 225H77V224H75ZM80 225H81V224H80ZM94 225H96V224H94ZM118 225H119V224H118ZM125 225H127V224H125ZM128 225H129V224H128ZM138 225H139V224H138ZM141 225H143V224H141ZM167 225H168V224H167ZM235 225H236V224H235ZM238 225H237V226H238ZM248 225H249V224H248ZM263 225H264V224H263ZM8 226H9V225H8ZM37 226H38V225H37ZM39 226H40V225H39ZM39 226H38V227H39ZM41 226H43V225H41ZM47 226H48V225H47ZM51 226H52V225H51ZM86 226H87V224H86ZM86 226H84V227H86ZM88 226H89V225H88ZM90 226H91V224H90ZM92 226H93V225H92ZM92 226H91V227H92ZM115 226H117V225H115ZM217 226H218V225H217ZM217 226H214V227H217ZM241 226H242V225H241ZM13 227L15 228L16 226H13ZM29 227H33V226L30 225ZM53 227H54V226H53ZM55 227H56V225H55ZM84 227H83V228H84ZM91 227H87V228H91ZM94 227H95V226H94ZM96 227H97V226H96ZM102 227H103V226H102ZM105 227H106V226H105ZM131 227H132V226H131ZM131 227H129V228H131ZM142 227H143V226H142ZM170 227H171V226H170ZM197 227H198V226H197ZM219 227H220V226H219ZM222 227H223V226H222ZM231 227H232V226H231ZM242 227H243V226H242ZM245 227H246V226H245ZM259 227H261V226H259ZM8 228H9V227H8ZM14 228H13V229H14ZM34 228L36 229V227H34ZM34 228H33V229H34ZM48 228H50V227H48ZM79 228H80V227H79ZM107 228H111V227L109 226V227H107ZM112 228H113V225H112ZM114 228H115V227H114ZM166 228H167V227H166ZM220 228H221V227H220ZM220 228H219L218 231H220ZM237 228H238V227H237ZM237 228H236V229H237ZM240 228H241V227H240ZM240 228H239V229H240ZM252 228H253V227H252ZM252 228H251V229H252ZM11 229H12V227H11ZM11 229H10V230H11ZM22 229H24V228H22ZM37 229H38V228H37ZM46 229H47V228H46ZM46 229H45L44 231H46ZM50 229H51V228H50ZM50 229H49V230H50ZM93 229H94V228H93ZM104 229H106V228H104ZM120 229H121V228H120ZM124 229H125V228H124ZM134 229H135V228H134ZM143 229H144V228H143ZM147 229H148V228H147ZM149 229H150V228H149ZM215 229H217V228H215ZM215 229H214V230H215ZM232 229H233V228H232ZM234 229H235V228H234ZM242 229H244V228H242ZM26 230H28V229L26 228ZM42 230H43V229H42ZM49 230H48V231H49ZM89 230H90V229H89ZM110 230H111V229H110ZM110 230H108V231H110ZM132 230H133V229H132ZM152 230H153V229H152ZM248 230H249V229H248ZM252 230H253V229H252ZM6 231H8V230H6ZM17 231H18V230H17ZM24 231H25V230H24ZM87 231H88V230H87ZM114 231H116V229H115ZM114 231H113V232H114ZM117 231H118V229H117ZM125 231H126V230H124V232H125ZM237 231H238V229H237ZM80 232H81V231H80ZM84 232H85V231H84ZM126 232L128 233V230H127ZM130 232H131V231H130ZM136 232L139 234V232H141V231H138V230H137ZM143 232H144V231H143ZM151 232H152V231H151ZM157 232H158V231H157ZM170 232H171V230H170ZM173 232H174V231H173ZM214 232H215L214 234H216V231H214ZM220 232H222V231H220ZM230 232H231V231H230ZM25 233H26V232H25ZM28 233H29V232H28ZM28 233H27V235H28ZM47 233H48V232H47ZM49 233H50V232H49ZM111 233H112V231H111ZM111 233H110V234H111ZM127 233H126V234H127ZM131 233H133V232H131ZM131 233H130V234H131ZM137 233H136V234H137ZM108 234H109V232H108ZM114 234H116V232H114ZM144 234H145V233H144ZM144 234H143V235H144ZM151 234H152V233H151ZM151 234H150V235H151ZM156 234H157V233H156ZM232 234H233V233H232ZM234 234H235V232H234ZM234 234H233V235L229 234V236L231 235V236H230V239L232 238V236H234ZM245 234H246V233H245ZM9 235H10V233H9ZM31 235H32V234H31ZM31 235H29V236H31ZM33 235H35V234H33ZM48 235H49V234H48ZM86 235H87V234H86ZM121 235H122V234H121ZM152 235H153V234H152ZM157 235H158V234H157ZM189 235H190V234H189ZM216 235H217V234H216ZM235 235H236V234H235ZM237 235H238V234H237ZM237 235H236V237H237ZM239 235H240V234H239ZM23 236H24V235H23ZM37 236H38V235H37ZM45 236L47 237V234H46ZM75 236H76V235H75ZM83 236H84V234H83ZM83 236H82V237H83ZM108 236H109V235H108ZM129 236H132V234L129 235ZM140 236H141V235H140ZM140 236H138V237H140ZM144 236L147 237L146 235H144ZM185 236H187V235H185ZM17 237H18V236H17ZM42 237H43V236H42ZM48 237H49V236H48ZM79 237H81V236L79 235ZM142 237H143V236H142ZM145 237H144V238H145ZM189 237H190V236H189ZM236 237H233V238H236ZM71 238H72V237H71ZM73 238H74V237H73ZM87 238H88V237H87ZM109 238H110V237H109ZM121 238H122V237H121ZM123 238H125V237H123ZM131 238H132V237H131ZM140 238H141V237H140ZM140 238H139V239H140ZM187 238H188V236H187ZM187 238H186V240H188ZM14 239H15V238H14ZM25 239H26V238H25ZM32 239L34 240V237H33ZM44 239H45V238H44ZM49 239L51 240L50 237H49ZM75 239L78 240L77 237H75ZM126 239H127V238H125L124 240H126ZM129 239H130V238H129ZM150 239H151V238H150ZM236 239H237V238H236ZM236 239H235V240H236ZM12 240H13V239H12ZM18 240H19V238H18ZM23 240H24V238H23L21 241H23ZM26 240H28V239H26ZM50 240H49V241H50ZM79 240H80V238H79ZM79 240H78L77 242H79ZM119 240L121 241V239H119ZM124 240H123V241H124ZM142 240H144V239L142 238ZM148 240H149V239H148ZM173 240H174V239H173ZM184 240H185V239H184ZM248 240H249V239H248ZM24 241H25V240H24ZM31 241H32V240H31ZM46 241L48 242L47 239H46ZM51 241H52V240H51ZM51 241H50V242H51ZM71 241H74V240H71ZM108 241H109V239H108ZM110 241H111V240H110ZM115 241L118 242V240H115ZM128 241H129V240H128ZM140 241H141V240H140ZM140 241H139V242H140ZM168 241H169V240H168ZM175 241H176V240H175ZM177 241H178V240H177ZM16 242H17V241H16ZM25 242H26V241H25ZM25 242H23V243L25 244ZM29 242H30V241H29ZM32 242H33V241H32ZM50 242H49L48 244H50ZM74 242H75V241H74ZM126 242H127V241H126ZM143 242H144V241H143ZM171 242H172V241H171ZM171 242H169V243H171ZM182 242H184V241H181V243H182ZM44 243H45V242H44ZM121 243H122V241H121ZM148 243H149V241H148ZM162 243H163V241H162ZM166 243H167V242H166ZM181 243H180V241H179V244H180V245H181ZM185 243H186V241H185ZM119 244H120V243H119ZM144 244H145V243H144ZM186 244H187V243H186ZM188 244H189V243H188ZM235 244H236V243H235ZM240 244H241V242H240ZM240 244H239V245H240ZM25 245H27V243H26ZM116 245H118V244H116ZM120 245H121V244H120ZM122 245H123V243H122ZM122 245H121V246H122ZM22 246H24V245H22ZM48 246H49V245H48ZM74 246H75V244H74ZM74 246H73V247H74ZM108 246H109V245H108ZM124 246H125V245H124ZM124 246H122V248H123ZM143 246H144V245H142L141 247H143ZM237 246H238V245H237ZM242 246H243V245H241V247H242ZM248 246H249V245H248ZM248 246H246V247H248ZM251 246H252V245H251ZM75 247H77V245H76ZM109 247H111V246H109ZM113 247H115V246H113ZM113 247H112V248H113ZM116 247H117V246H116ZM126 247H128V245H127ZM136 247H137V246H136ZM141 247H140V248H141ZM146 247H147V245H146ZM148 247H149V246H148ZM176 247H177V246H176ZM185 247H186V246H185ZM238 247H239V246H238ZM48 248H50V247H48ZM107 248H108V247H107ZM117 248H118V247H117ZM119 248H121V247L119 246ZM119 248H118V249H119ZM131 248H132V247H131ZM161 248H162V247H161ZM172 248H173V247H172ZM177 248H179V246H178ZM50 249H51V248H50ZM52 249H53V248H52ZM143 249H144V248H143ZM186 249H187V247H186ZM189 249H190V248H189ZM189 249H187V250H189ZM237 249H239V248H237ZM242 249H243V248H242ZM109 250H110V249H109ZM121 250H122V249H121ZM124 250H125V252H126V251H129L130 248H129V250H126V249H124ZM132 250H133V249H132ZM139 250H140V249H138L137 251H139ZM179 250H181V249H179ZM190 250H191V249H190ZM239 250H240V249H239ZM110 251H112V249H111ZM114 251H116L115 254L117 255V252H118V251L115 250V248H114ZM119 251H120V250H119ZM135 251H136V250H135ZM135 251H134V252H135ZM160 251H162V250H160ZM183 251H184V250H183ZM191 251H192V250H191ZM242 251H243V250H242ZM106 252L108 253V251H106ZM123 252H124V251H123ZM134 252H133V255H134ZM177 252H178V251H177ZM177 252H176V253H177ZM181 252H182V251H181ZM184 252H185V251H184ZM187 252L190 253V251H187ZM187 252H185V253H187ZM231 252H232V251H231ZM234 252H235V251H234ZM113 253H114V252H113ZM129 253H130V251H129ZM157 253H158V251H157ZM160 253H161V252H160ZM163 253H164V252H163ZM185 253H183V254H185ZM252 253H253V252H252ZM125 254H127V252H126ZM136 254H138V253H136ZM139 254H140V253H139ZM183 254H182V255H183ZM233 254H234V253H233ZM127 255H128V254H127ZM140 255H141V254H140ZM161 255H162V254H161ZM185 255H186V254H185ZM253 255H255V254H253ZM253 255H252V256H253ZM121 256H124V254H123V255L121 254ZM121 256H119V257L122 259ZM125 256H126V255H125ZM131 256H132V255H131ZM135 256H136V255H135ZM135 256H134V257H135ZM146 256H147V254H146ZM163 256H165V255L163 254ZM180 256H181V255H180ZM187 256H188V255H187ZM191 256H192V253H191L190 257H191ZM231 256H232V254H231ZM243 256H244V255H243ZM77 257H78V256H77ZM137 257H138V256H137ZM140 257H143V256H140ZM140 257H139V258H140ZM167 257H170V256L168 255ZM177 257H178V256H177ZM190 257L187 258V259H190ZM220 257H221V256H220ZM222 257H223V256H222ZM229 257H230V256H229ZM117 258H118V257H117ZM125 258H126V257H125ZM131 258H132V257H131ZM143 258H144V257H143ZM173 258H174V257H173ZM226 258H228V257H226ZM129 259H130V258H129ZM134 259H135V258H134ZM145 259H146V258H145ZM164 259H165V257H164ZM179 259H181V258H179ZM76 260H78V259H75L74 261H76ZM136 260H137V259H136ZM174 260H175V259H174ZM218 260H220V259H218ZM230 260H231V259H230ZM74 261H72V262L74 263ZM121 261H122V260H121ZM124 261H125V259L123 260V262H124ZM133 261H134V260H133ZM133 261H132L131 263H133ZM140 261H144V260H141V259H140ZM166 261H167V260H166ZM168 261H169V259H168ZM176 261H177V260H176ZM189 261H190V260H189ZM225 261H226V260H225ZM70 262H71V261H70ZM125 262H126V261H125ZM125 262H124V263H125ZM135 262H136V261H135ZM144 262H145V261H144ZM169 262H170V261H169ZM171 262H173V260H172ZM171 262H170V263H171ZM223 262H224V261H223ZM31 263H32V262H31ZM68 263H69V262H68ZM124 263H122V264H124ZM137 263H138V262H137ZM174 263H175V262H174ZM174 263H172V264H174ZM178 263L181 264L180 261H179ZM184 263H185V262H184ZM206 263H208V262H206ZM74 264H76V263H74ZM120 264H121V263H120ZM125 264H126V263H125ZM128 264H129V263H128ZM135 264H136V263H135ZM142 264H143V263H142ZM146 264H148V263H146ZM155 264H156V263H155Z\"/></svg>","mask_w":264,"mask_h":264}]
</instances>
